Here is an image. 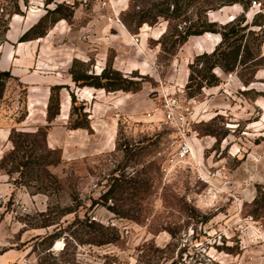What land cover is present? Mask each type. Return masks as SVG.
<instances>
[{
    "label": "rangeland",
    "instance_id": "374dc122",
    "mask_svg": "<svg viewBox=\"0 0 264 264\" xmlns=\"http://www.w3.org/2000/svg\"><path fill=\"white\" fill-rule=\"evenodd\" d=\"M258 1L260 9L250 5L235 12L222 6L208 14L218 22L242 12L264 14V0ZM57 4L59 10L48 14L46 22L64 17L49 24L47 32L62 20L58 29L72 32L70 39L81 48L74 59L89 63L93 73L110 63L122 75L140 80V86L136 91L104 89L127 97L100 117L99 140L106 139L113 122L110 146L68 159L58 147L49 154L48 148H54L38 145L26 166L10 171L13 164L7 161L0 168V264H264V236L254 234L264 235V132H248L246 115L234 116L218 103L229 93L252 99L256 92H241L247 86L239 74L249 76L255 67H238L228 92L222 89L226 72L218 66L211 70L219 81L209 86L220 87L194 96L192 106L202 113L187 131L191 152L178 157L180 135L164 120L161 91L182 90L181 98H189L184 86L205 65L197 57L203 51L191 52L194 35L180 45L175 42L173 27H184L185 17H159L130 31L122 14L136 10L142 0H126L124 6L121 0H0V44L14 13L40 18ZM194 12L189 9L185 16ZM209 38L195 45L203 50ZM246 42L257 50V40L248 37ZM9 80L20 115L24 90L15 78ZM85 108L71 107L69 128ZM12 148L9 139L0 159Z\"/></svg>",
    "mask_w": 264,
    "mask_h": 264
},
{
    "label": "crops",
    "instance_id": "0c3cea01",
    "mask_svg": "<svg viewBox=\"0 0 264 264\" xmlns=\"http://www.w3.org/2000/svg\"><path fill=\"white\" fill-rule=\"evenodd\" d=\"M121 3L124 6L126 0H121ZM223 9H234L235 12H238L242 9V6L236 4L226 6ZM253 14H246L248 20H251ZM233 16L235 14H231L228 19ZM38 18L35 13L31 12L28 17L23 18L19 14L14 13L5 32V41L0 44V70H8L13 76L12 78H15L22 85L24 90L23 108L26 110L25 117L18 122L17 111L20 105L15 100L16 91L10 87L11 81H7L0 96V157L4 147L9 144V135L12 127L34 131L39 126L48 124L47 105L51 86L53 85H62L63 87L59 91L58 113L49 123L51 127L46 134L47 146L60 148L63 157L68 159L85 155L92 148H95L96 151L104 149L107 143L110 146L115 133L113 122L109 123L106 139L99 140L101 125L103 124L100 117H102L103 110L106 113L110 108L113 110L115 105H118L119 102L127 97L124 95L118 97V94L114 95L115 93L113 92H106L103 88L78 87L75 85L69 73V67L72 60L78 58L79 54H81V50H79L81 48H78L75 42L70 39V36L73 35L72 32L58 29L62 20H59L44 36L19 41V36L35 23ZM55 39H61V41L56 43L54 42ZM200 39L201 36H191L192 53L196 52V50L210 52L208 48L215 41L214 49L221 36L213 33L211 39L209 38L206 42H203V50H199L195 45L196 41ZM260 50L264 54V41L260 46ZM84 54L87 55L85 52ZM100 60L99 62H101ZM101 70L102 68L99 71ZM184 80L183 83H185ZM241 84L247 86L241 92L253 90L256 92L255 96L252 99H248L240 96L241 94L229 93V97H220L219 106L231 108V114L234 116L246 115L247 123L250 126L246 127L248 132L258 131L263 133L264 97L262 93L264 89L258 86H263L262 84H264V66L255 69L253 78L248 84L243 82ZM219 87L220 85L205 86L202 88V92L211 94L216 92ZM71 92L74 93L79 102L85 105L90 129L82 127L69 128ZM109 99H111V103H100V100L107 101ZM117 99H120V101H117ZM104 107L106 108L104 109ZM255 109L259 111L258 114L250 118ZM250 119L254 120L250 121ZM254 126L261 127L258 129ZM224 139L227 140V138ZM71 150H73L72 155H70Z\"/></svg>",
    "mask_w": 264,
    "mask_h": 264
},
{
    "label": "trees",
    "instance_id": "16d2710c",
    "mask_svg": "<svg viewBox=\"0 0 264 264\" xmlns=\"http://www.w3.org/2000/svg\"><path fill=\"white\" fill-rule=\"evenodd\" d=\"M252 0H142L143 5H137L136 10H127L122 14V20L128 30L136 31L143 23L153 24L159 17H163L168 21L179 20L185 17L184 27H173V31L176 32L175 42L180 45L189 36H201V39L212 37V32L220 34L221 39L211 52H203L197 55L198 59L203 60L205 63L202 69H197L198 78L194 82L190 75L189 81L184 86V91L188 97L197 96L203 87L209 86L216 81H219L217 77L211 73V70L218 66L224 72H236L238 67L247 70L251 67L258 68L264 66V63L259 62V59L264 57V54L260 50V46L264 41V19L258 21V17L263 16L262 13H255L249 21L242 13L231 17L224 22H218L212 20L209 17L208 12L217 8H224L226 6H233L240 4L242 10L248 9ZM232 4V5H231ZM60 5L57 4L55 8L47 10V12L40 17L35 23H33L28 29H26L20 36L19 41L29 40L37 37L44 36L47 33L48 26L57 19L64 17L53 18L50 22H46L48 14L56 13L59 10ZM195 9L194 16H185L187 10ZM257 25L258 29H251L250 26ZM212 33V34H211ZM175 34V33H174ZM201 34V35H200ZM203 35V36H202ZM246 37L245 42L242 44V39ZM250 37L252 41H256V51H253L248 45L247 38ZM225 47L222 48V45ZM200 47L203 45L200 44ZM192 67V66H191ZM253 70V72L255 71ZM253 72L244 77L243 74H239V77L243 78V83L248 84L253 78ZM69 73L71 74L72 81L78 87L91 86L94 88H103L106 91L123 90V91H136L139 89L140 80L132 79L122 75V73L114 69L110 63H108L100 73H93L89 71V63L85 61H79L73 59L69 67ZM237 73V72H236ZM13 76L8 70H0V96L4 90L6 82ZM207 79V80H205ZM62 85L51 86L50 97L47 105V121L48 124L39 126L34 131H16L17 127H12L9 135V139L13 144L12 150L2 156L0 159V168L4 163L11 162L13 166L12 170L20 166H26L29 163V156H33L35 148L39 145H44L47 148L46 134L51 127L49 124L59 110V91ZM264 93V92H263ZM71 107L73 110H80L83 108V104L77 105L79 102L74 93L71 92ZM26 115V110L23 108V112L17 117V121L20 122ZM79 119H77L71 128H87L90 129L88 113L83 110ZM85 116V119L83 117ZM29 145V146H28ZM57 149H49V154L56 153ZM22 152L21 159L17 160L16 155ZM28 154L26 155V153ZM27 157L26 161L22 158Z\"/></svg>",
    "mask_w": 264,
    "mask_h": 264
},
{
    "label": "built area",
    "instance_id": "2783aa9c",
    "mask_svg": "<svg viewBox=\"0 0 264 264\" xmlns=\"http://www.w3.org/2000/svg\"><path fill=\"white\" fill-rule=\"evenodd\" d=\"M251 7L261 8V2L258 0L251 1ZM236 76L235 72H228L225 74V80L223 82L222 89L224 92H228L227 84L232 82ZM182 90L179 91H161V106L164 120L169 122L176 128L180 135V142L177 148L178 157H184L191 152V144L187 135V131L190 129L189 126L194 122L198 121V116L201 115L202 111H196L195 107L192 106L195 102L194 97L185 98L183 100L180 96ZM157 109V108H156ZM155 109H153L154 111ZM258 237H263L262 233H254Z\"/></svg>",
    "mask_w": 264,
    "mask_h": 264
},
{
    "label": "bare ground",
    "instance_id": "6f19581e",
    "mask_svg": "<svg viewBox=\"0 0 264 264\" xmlns=\"http://www.w3.org/2000/svg\"><path fill=\"white\" fill-rule=\"evenodd\" d=\"M192 153H193V151H192ZM194 154V153H193Z\"/></svg>",
    "mask_w": 264,
    "mask_h": 264
}]
</instances>
